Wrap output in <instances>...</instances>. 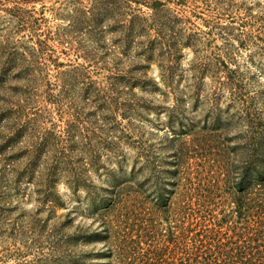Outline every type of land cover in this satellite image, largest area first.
Listing matches in <instances>:
<instances>
[{
  "label": "rangeland",
  "instance_id": "rangeland-1",
  "mask_svg": "<svg viewBox=\"0 0 264 264\" xmlns=\"http://www.w3.org/2000/svg\"><path fill=\"white\" fill-rule=\"evenodd\" d=\"M88 2L43 3L46 26L57 31L56 41L51 40L50 45L55 50V62L62 67L55 71V66L35 68L36 78L26 88L28 95L21 97L22 105L32 90H38L36 108L43 109V113L24 110L26 118L22 123L27 129L19 150L11 157L6 153L11 151L0 152V264H71L72 256L78 253H101L103 242L77 248L71 239L77 228L99 230L98 211L89 218L82 216L83 208L90 206L82 188L90 185L94 191L105 187L108 179L102 167L118 171L120 165L123 178L132 179L133 192L141 189L140 197L158 190L159 178H168L164 173L176 167L179 184H187L194 191L197 187L205 190L212 181L223 178L221 168L230 170L224 174L233 178L232 171L241 160L251 130L264 125V0H205L196 7L188 3L186 16H196L195 10L198 16L190 20L209 35L196 38V56L190 50L183 51L180 66L164 84L191 99L177 105L172 97L164 95L168 89L161 83L162 72L152 65L147 76L158 83L160 91L148 94L153 90L149 86L135 89L136 96L130 100L134 111L126 120L111 109H101L99 102L88 97L89 93L85 95V90L91 89L89 84L79 85L72 74H65L75 59L80 60L85 47L81 46L88 36L83 32L84 24L73 29L72 18L76 14L80 18ZM1 4L3 35L12 30L3 31L7 21H3L6 15L1 10L10 4ZM20 6L29 10L31 5ZM40 7L37 5L36 10L40 11ZM200 18L209 20L211 28L205 27L207 24ZM182 25L185 28L187 24ZM28 33L25 28L18 37L26 41ZM176 37L179 39V33ZM55 73L61 76L58 81L53 78ZM2 80L0 86L5 83ZM47 80L55 82V86L45 85ZM49 89L59 103L57 110L45 104ZM36 144L40 145L36 148ZM43 147L49 150L46 158L33 159V153H24ZM62 154L68 158L64 160ZM61 162L83 176L76 195L67 187L68 175L58 167ZM29 163L32 169L25 172ZM4 166L8 169L4 170ZM50 179L66 202V209L51 208L52 197L45 193ZM169 193L168 207L185 204L182 187ZM72 207L76 213L65 219ZM161 216L171 218L165 213ZM88 258L93 262L96 257Z\"/></svg>",
  "mask_w": 264,
  "mask_h": 264
},
{
  "label": "trees",
  "instance_id": "trees-1",
  "mask_svg": "<svg viewBox=\"0 0 264 264\" xmlns=\"http://www.w3.org/2000/svg\"><path fill=\"white\" fill-rule=\"evenodd\" d=\"M44 1L0 0V5L10 4L1 10L6 15L3 21H7L3 31L12 30L0 35V81L5 79L0 86V152L11 151L12 154L6 152L10 157L26 136L27 127L22 123L26 118L24 110L43 113V109L36 108L38 90H32L22 105L21 97L28 95L26 88L36 78L35 68L55 66V71L62 67L55 62V50L50 45L51 40L56 41L57 31L46 26ZM200 1L205 0H89L88 8L80 12L81 17L76 14L72 18L73 29L84 24L83 32L88 36L81 46L85 47L80 60L75 59L72 69L65 74H72L79 85L89 84L91 89L84 94L89 93L88 97L99 102L101 109L115 111L121 120L128 119L134 111L130 100L136 96L135 89L149 86L153 90L148 94L160 91L158 83L147 76L152 65L162 72L161 83L168 89L164 95L172 97L177 105L191 99L164 81L172 78L180 66L183 51L190 50L196 56L199 53L196 38L200 34L209 35L190 20L197 18L195 10L196 16L192 17V13L186 16L188 3L196 7ZM23 4L31 5L30 9L21 8ZM200 19L207 24L205 27L211 28L209 20ZM182 23L187 24L185 28ZM25 28L29 33L23 41L18 34L24 33ZM59 75L55 73L53 78L58 81ZM45 85L55 86V82L50 84L47 80ZM31 96L35 98L33 101ZM45 104L57 110L59 103L50 89ZM24 153H33V159L46 158L49 150L33 148ZM62 157L68 158L65 154ZM240 159L232 171L233 178L224 174L228 169L221 168L223 178L212 181L205 190L197 187L194 191L187 184H179L176 167L164 173L168 178L158 177V190L144 197L139 195L141 189L133 192L132 179L123 178L120 165L118 171L102 167L108 179L105 187L94 191L90 185L82 188L90 204L83 208L82 216L89 218L98 211L99 230L77 228L71 241L77 248L103 242L104 249L99 254L78 253L72 256L71 264H264V125L251 130ZM28 165L25 172L32 169V164ZM68 165L61 162L58 167L68 175L67 187L76 195L83 176L68 170ZM55 185L52 179L46 184L45 193L52 197L51 208L66 209ZM179 187L185 204L168 207L171 196L166 197L167 192L172 194ZM67 211L65 219L76 213V208ZM161 213L171 218L164 219ZM89 256L96 258L92 262ZM101 259L107 262L102 263Z\"/></svg>",
  "mask_w": 264,
  "mask_h": 264
}]
</instances>
